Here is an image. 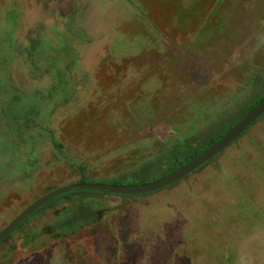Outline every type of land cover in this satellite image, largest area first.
I'll list each match as a JSON object with an SVG mask.
<instances>
[{
    "label": "rangeland",
    "instance_id": "374dc122",
    "mask_svg": "<svg viewBox=\"0 0 264 264\" xmlns=\"http://www.w3.org/2000/svg\"><path fill=\"white\" fill-rule=\"evenodd\" d=\"M8 4L19 8L21 38L56 26L78 53L72 95L49 124L62 152L47 131L8 134L0 123V231L54 189L110 184L142 141L210 134L217 112L228 119L264 94V79L246 87L264 70V0H0V14ZM22 66L13 64L12 80ZM94 200L106 205L102 219L69 209L84 229L14 261L11 242L46 230L64 203L45 206L0 247V264H264V115L169 189L85 201Z\"/></svg>",
    "mask_w": 264,
    "mask_h": 264
},
{
    "label": "trees",
    "instance_id": "16d2710c",
    "mask_svg": "<svg viewBox=\"0 0 264 264\" xmlns=\"http://www.w3.org/2000/svg\"><path fill=\"white\" fill-rule=\"evenodd\" d=\"M5 10V13L0 14L1 130L4 133H17L19 135H29L30 130L36 128L47 131L54 149L62 152L63 147L55 139V131L49 124L51 123V115L56 111L58 105L68 101L72 95V88L69 85L72 79L69 72H72L73 66L77 63L78 48L76 42L69 33L60 31L56 26H50L47 31L41 24L27 32L24 38H21L19 35V8L16 4H8ZM17 60L23 61L24 66L22 68L17 67L19 76L14 81L11 79V69ZM258 72L259 75H253L254 77L246 84L248 89L253 88L264 79V70ZM19 77L27 78L26 83L22 84ZM35 82L37 84H34ZM263 96L264 94L260 95L258 92L254 99L239 108L238 111L231 113L228 119L222 120L224 111L217 112L215 120L206 122L207 124L214 121L220 122L218 127L210 134H203V136L198 137V129H194L188 136H176L165 142L142 141L135 146L140 150L139 154L121 162V171L112 178L110 184H144L150 181L149 179L154 173H159L158 178H161L173 172L216 143ZM233 100L234 102L238 101L235 98ZM207 124H204V126H207ZM217 156L211 160H215ZM75 164L82 176L81 178L89 175L87 163ZM173 185L160 190L169 189ZM94 195L105 196L110 194L71 190L53 197L4 239L0 243V247L7 241L13 240L15 232L17 230L22 231L32 217L44 214V208H49L55 203H64L60 214L57 216L59 220L48 223L46 230L21 232L18 238L8 246L7 254L14 256V261H17L26 255L42 250L44 247H49L56 242L76 236L86 226L78 224V221L83 223L79 213L72 212L70 214L68 213L69 209H80V214L95 213L97 219L91 223L102 219L107 213L104 202L85 201L89 196ZM58 197H62V199L58 201ZM77 197L84 198L82 202L85 203L77 205L75 203Z\"/></svg>",
    "mask_w": 264,
    "mask_h": 264
},
{
    "label": "water",
    "instance_id": "95a60500",
    "mask_svg": "<svg viewBox=\"0 0 264 264\" xmlns=\"http://www.w3.org/2000/svg\"><path fill=\"white\" fill-rule=\"evenodd\" d=\"M264 115V96L259 102L237 123H235L216 143L210 146L201 154L197 155L185 165L173 172L158 178L154 181L135 185H113L100 183H78L54 189L47 194L36 199L18 214L7 226L0 231V243L16 230L39 208L47 204L53 197L71 190H81L90 192H105L116 196H135L148 194L173 185L184 179L197 168L209 162L212 158L222 153L233 144L242 134H244L256 121Z\"/></svg>",
    "mask_w": 264,
    "mask_h": 264
}]
</instances>
